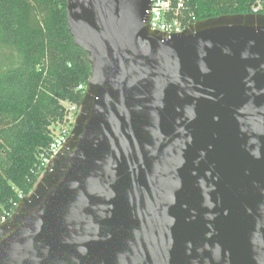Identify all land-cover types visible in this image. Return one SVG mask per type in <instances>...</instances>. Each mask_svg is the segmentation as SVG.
Wrapping results in <instances>:
<instances>
[{"label":"water","instance_id":"water-1","mask_svg":"<svg viewBox=\"0 0 264 264\" xmlns=\"http://www.w3.org/2000/svg\"><path fill=\"white\" fill-rule=\"evenodd\" d=\"M90 64L0 264H264V14L165 37L149 0H65Z\"/></svg>","mask_w":264,"mask_h":264},{"label":"trees","instance_id":"trees-1","mask_svg":"<svg viewBox=\"0 0 264 264\" xmlns=\"http://www.w3.org/2000/svg\"><path fill=\"white\" fill-rule=\"evenodd\" d=\"M183 1L191 23L254 6L264 14V0ZM0 49L1 222L38 182L64 103L80 105L90 64L68 30L65 0H0Z\"/></svg>","mask_w":264,"mask_h":264},{"label":"built area","instance_id":"built-area-1","mask_svg":"<svg viewBox=\"0 0 264 264\" xmlns=\"http://www.w3.org/2000/svg\"><path fill=\"white\" fill-rule=\"evenodd\" d=\"M183 9V0H149L148 10L146 11L149 27L153 31L160 32L167 38L181 33L186 27L192 24L191 18H186ZM257 10V6H254L252 13H257ZM78 89H82V85H79ZM64 105L66 106L67 112L62 124L55 126L53 140L49 145L47 155L43 157L44 167L49 159L64 146L80 110V105L67 104L66 102ZM20 197L22 198L21 195ZM7 218H2V221Z\"/></svg>","mask_w":264,"mask_h":264},{"label":"rangeland","instance_id":"rangeland-1","mask_svg":"<svg viewBox=\"0 0 264 264\" xmlns=\"http://www.w3.org/2000/svg\"><path fill=\"white\" fill-rule=\"evenodd\" d=\"M1 52H3V50H1L0 49V64H4V63H6V61L4 60L5 59V56H3V53H1Z\"/></svg>","mask_w":264,"mask_h":264}]
</instances>
